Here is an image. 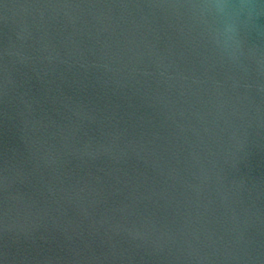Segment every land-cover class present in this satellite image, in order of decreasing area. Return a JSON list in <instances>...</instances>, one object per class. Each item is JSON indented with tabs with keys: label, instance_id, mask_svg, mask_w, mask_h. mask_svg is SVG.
<instances>
[{
	"label": "water",
	"instance_id": "water-1",
	"mask_svg": "<svg viewBox=\"0 0 264 264\" xmlns=\"http://www.w3.org/2000/svg\"><path fill=\"white\" fill-rule=\"evenodd\" d=\"M0 264H264V0H0Z\"/></svg>",
	"mask_w": 264,
	"mask_h": 264
}]
</instances>
